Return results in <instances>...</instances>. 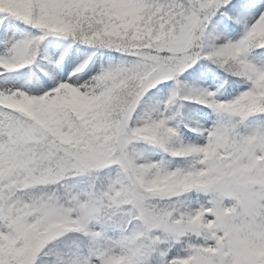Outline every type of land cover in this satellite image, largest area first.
I'll return each mask as SVG.
<instances>
[{"label":"snow or ice","instance_id":"6c2138e0","mask_svg":"<svg viewBox=\"0 0 264 264\" xmlns=\"http://www.w3.org/2000/svg\"><path fill=\"white\" fill-rule=\"evenodd\" d=\"M0 264H264V0H0Z\"/></svg>","mask_w":264,"mask_h":264}]
</instances>
